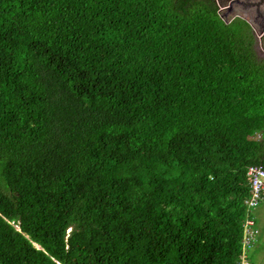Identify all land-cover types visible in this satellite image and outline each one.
I'll use <instances>...</instances> for the list:
<instances>
[{
    "label": "trees",
    "instance_id": "obj_1",
    "mask_svg": "<svg viewBox=\"0 0 264 264\" xmlns=\"http://www.w3.org/2000/svg\"><path fill=\"white\" fill-rule=\"evenodd\" d=\"M252 37L214 0H0V264H251Z\"/></svg>",
    "mask_w": 264,
    "mask_h": 264
},
{
    "label": "flooded vegetation",
    "instance_id": "obj_2",
    "mask_svg": "<svg viewBox=\"0 0 264 264\" xmlns=\"http://www.w3.org/2000/svg\"><path fill=\"white\" fill-rule=\"evenodd\" d=\"M220 2L226 5L224 8L228 20L237 16L250 26L253 36L252 48L257 58L264 59V0H220Z\"/></svg>",
    "mask_w": 264,
    "mask_h": 264
},
{
    "label": "rangeland",
    "instance_id": "obj_3",
    "mask_svg": "<svg viewBox=\"0 0 264 264\" xmlns=\"http://www.w3.org/2000/svg\"><path fill=\"white\" fill-rule=\"evenodd\" d=\"M252 217L258 228L255 242L247 252L251 264H264V198L252 209ZM243 264H248L243 261Z\"/></svg>",
    "mask_w": 264,
    "mask_h": 264
},
{
    "label": "built area",
    "instance_id": "obj_4",
    "mask_svg": "<svg viewBox=\"0 0 264 264\" xmlns=\"http://www.w3.org/2000/svg\"><path fill=\"white\" fill-rule=\"evenodd\" d=\"M246 175L249 177V197L245 201L248 207L255 206L260 199H262V193L264 191V167L261 165H249L246 170ZM245 223L250 225L252 220L247 218ZM251 231L244 242L247 243L251 237Z\"/></svg>",
    "mask_w": 264,
    "mask_h": 264
},
{
    "label": "water",
    "instance_id": "obj_5",
    "mask_svg": "<svg viewBox=\"0 0 264 264\" xmlns=\"http://www.w3.org/2000/svg\"><path fill=\"white\" fill-rule=\"evenodd\" d=\"M233 1H237V0H233ZM215 2H216V5H217V7H218V9H217V13H218V15H219V17L224 21V22H227L228 21V19H227V14H226V12H225V4L224 3H221L220 2V0H215Z\"/></svg>",
    "mask_w": 264,
    "mask_h": 264
}]
</instances>
